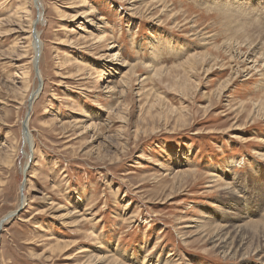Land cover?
Instances as JSON below:
<instances>
[{
	"label": "rangeland",
	"instance_id": "obj_1",
	"mask_svg": "<svg viewBox=\"0 0 264 264\" xmlns=\"http://www.w3.org/2000/svg\"><path fill=\"white\" fill-rule=\"evenodd\" d=\"M262 54L264 0H0V264H264Z\"/></svg>",
	"mask_w": 264,
	"mask_h": 264
},
{
	"label": "bare ground",
	"instance_id": "obj_2",
	"mask_svg": "<svg viewBox=\"0 0 264 264\" xmlns=\"http://www.w3.org/2000/svg\"><path fill=\"white\" fill-rule=\"evenodd\" d=\"M158 1H161V0H158ZM37 3V2H36ZM86 3H82L80 6H84ZM37 6V5H36ZM239 11H243V5L242 6H238L237 8ZM87 18V17H86ZM34 27V24L32 23L30 25V31H32V28ZM234 32V30H233ZM32 33V32H31ZM34 33H36L34 31ZM33 34V33H32ZM238 44V43H237ZM240 44V43H239ZM251 46V45H250ZM249 46V47H250ZM31 47H32V51H33V55H34V58L32 60L33 62V65L36 66V59L38 57V49L40 47V44H39V41H38V37H37V33H36V40H33V36H32V41H31ZM112 48V47H111ZM118 53L116 54H113L111 56V60H113L114 56L117 55ZM262 57H264V54L261 55ZM205 57L204 55H190V57L187 59V61L184 63V65L186 66H189V70H188V73H193L194 71H196L199 67V65H202V63L205 61ZM200 60V61H198ZM196 66V67H195ZM34 67V66H33ZM161 69V68H160ZM211 68H209L210 70ZM162 74L161 72H154V75L155 76H158ZM37 76V74H36ZM40 75L38 74L37 78H39ZM159 77V76H158ZM121 81V80H120ZM107 83H108V86L107 88H109V90L111 89H114V86L115 85V82L113 80H107ZM120 83V82H119ZM124 83V82H123ZM39 93V88H37L35 90V92L32 93V99L31 101L35 100L34 98L36 97V95ZM30 99V98H29ZM30 106H28V109H29ZM27 119V118H26ZM26 122L23 123V126H24V130L23 131V138L25 143H29L30 145V139H29V133L27 131V125L25 124ZM28 157V155H27ZM29 160V159H28ZM26 168V166H25ZM23 172V171H22ZM224 188L223 189V193L226 194L227 196H231L233 195V188L232 186L229 184V183H226L225 185H223ZM12 215V213H10L8 215V218H10ZM6 221V220H5ZM4 222L2 221L1 224H3ZM201 223V222H200ZM197 221L194 222V225L193 227L198 229H202V227L199 226V224ZM192 227V228H193ZM246 228H248L247 226V222L243 223V224H240L236 227H234L233 229V232H236V234L234 236H232L230 234V232L228 231L229 227L228 226H220V225H216L214 226L212 229L213 231L212 232H209V230H207V232H198L199 234H202V237L203 239H206V241H208L211 245V247L213 248V250H215L217 252V254H220V255H226V256H233L234 253H235V248L236 247H242L243 244L245 243L244 240L242 239L243 238V230H245ZM211 229V230H212ZM204 230V229H203ZM193 234V233H192ZM182 236H185V232L184 234H182ZM260 237H264V234L260 235ZM186 240V239H185ZM259 250V249H258ZM262 253V250L260 251ZM113 257V256H112ZM98 258V257H97ZM96 258V259H97ZM115 257H113L114 259ZM145 258V257H144ZM143 258V259H144ZM108 259V258H107ZM111 259V257L109 258V260ZM100 260H104L102 258H100ZM106 260V259H105ZM104 260V261H105ZM108 260V261H109ZM112 260V259H111ZM110 260V261H111ZM145 260V259H144ZM242 260V261H241ZM240 262H242L241 264L244 263V259H241ZM143 262V260H142ZM148 262V260H147ZM262 263H264V259L262 260ZM110 264V263H108ZM113 264H118L117 261H114Z\"/></svg>",
	"mask_w": 264,
	"mask_h": 264
},
{
	"label": "water",
	"instance_id": "obj_3",
	"mask_svg": "<svg viewBox=\"0 0 264 264\" xmlns=\"http://www.w3.org/2000/svg\"><path fill=\"white\" fill-rule=\"evenodd\" d=\"M33 38H34V40H36V35H34ZM21 191H22V190H21ZM21 198H22V193H21ZM17 212H18V211H17ZM17 212H15V213L12 215V217L15 216V215H17ZM6 219H8V217L5 218V219L3 220V222H4ZM1 222H2V221H1Z\"/></svg>",
	"mask_w": 264,
	"mask_h": 264
}]
</instances>
